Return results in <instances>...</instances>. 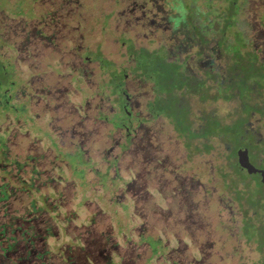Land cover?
<instances>
[{"label":"rangeland","instance_id":"374dc122","mask_svg":"<svg viewBox=\"0 0 264 264\" xmlns=\"http://www.w3.org/2000/svg\"><path fill=\"white\" fill-rule=\"evenodd\" d=\"M105 1L95 3V7L104 11ZM111 1L112 7H116L117 0ZM223 1L225 6L221 0H185L183 6L175 5L174 0H164L160 5L163 10L180 12L178 15L190 27L197 22L204 28L213 24L214 32L217 30L214 23L220 25L223 32L212 47L220 54L222 74L240 76L241 82L235 83V90L234 85L225 87L228 82L224 75L225 86L218 76L212 75L207 76L204 84L187 86L184 79L178 78L172 85L169 69L162 66L168 51L166 41H151L147 44L153 49L137 50L124 35L113 31L116 28L120 32L123 28L122 24L111 21L114 20L111 11L100 15L94 10L95 15L99 14L95 17L97 24L87 19L81 25L82 42L91 51L84 54L97 66L89 96L101 106L112 108L97 113L98 119L112 128L120 127L124 133L116 131L110 137L109 129L106 136L107 127L94 122L93 112H88L84 105L80 113L83 116L87 113L89 120L81 118V131L90 129L92 134L86 139L82 136L80 141L77 137L73 139L71 128L78 120L70 115L76 112L70 106L81 103L84 94L68 87L71 94L68 98L66 91L63 99L66 103L71 99L73 102L65 108L70 116L59 121L63 132L59 138H53L57 147L51 145L52 125L50 134L42 132L31 137L51 148L49 160L58 165L53 174L56 181L39 190L46 194L44 197L21 189H7L8 194H0V224L10 215L25 216V205L31 199L30 204L37 202L38 209L58 226L51 238L58 242L54 246L49 242L51 249L59 252L63 245L75 247L79 243L77 249L65 247V255L77 260V264L85 261L88 264H264V252L258 250L253 240L259 237L255 228L264 225V188L258 175H235L230 167V163L236 165L231 150L237 144L236 139L247 141L249 136L254 139V134L243 127L227 131L212 126L210 133L205 127L209 122L227 126L232 116L236 119L250 116L252 124L257 120L264 127V57L259 58L249 50L244 53L243 48H249V43L242 41L240 31L243 29L249 37L254 35L250 31L253 21L238 24L237 20L247 11L251 13L253 5L263 6L264 0ZM39 2L0 0V4L11 8L17 6L11 15L23 16L16 18L20 25L25 23L24 17L30 16V8ZM80 2L87 15L91 9L86 11L85 6L92 4V0ZM256 19L264 27L261 14ZM226 35L232 43L225 41ZM200 43L206 46L209 42L200 40ZM64 47L67 49L69 44L64 43ZM228 54L233 58L225 59ZM56 55L54 60L58 61ZM113 61L117 64L127 61L129 65L124 62L118 66ZM47 70L61 75L57 63L38 67L34 74ZM121 73L141 81L144 87L153 84L151 101H140L137 113L130 108ZM68 78L72 88L79 91L82 83L79 71H73ZM0 83H4L1 71ZM135 84L129 87L130 93L137 88ZM17 108L23 110L22 105ZM128 112H133V116L128 117ZM202 114L205 121H197ZM23 119L26 124L31 122L28 117ZM140 126L144 141L140 131L134 132ZM155 131L159 132L158 136L156 133L153 136ZM208 134L212 137L200 139ZM117 138L116 142L112 141ZM142 142L144 151L139 150ZM256 148L264 152V140L257 142ZM258 155L251 149L249 160L261 166ZM223 167L229 174L226 178L220 170ZM238 179L244 180L243 183L245 179L249 181L245 202L238 199L242 190L235 186Z\"/></svg>","mask_w":264,"mask_h":264},{"label":"flooded vegetation","instance_id":"af4514ba","mask_svg":"<svg viewBox=\"0 0 264 264\" xmlns=\"http://www.w3.org/2000/svg\"><path fill=\"white\" fill-rule=\"evenodd\" d=\"M162 1L164 0H117L116 7H112V1L106 0L103 7L107 11H103L101 10L102 8L99 10L95 7V3L99 2L92 0V4L85 6L86 11L91 9L86 15L82 10L83 4L80 0H40L39 3L34 4L30 8V16L24 17L25 23L23 25H20L18 19H16L17 16L23 17L20 13L11 15L12 11L17 7L16 5L11 8L8 4H0V71L4 78V83H0V194H8L9 191L7 189H24L22 191L27 192V187L33 186L34 189L29 188L28 192L32 189L31 194L46 196L39 190L48 188L49 183L53 184L56 181L53 174L58 165H55L54 160H49L50 153H52L51 148L47 145L45 146L41 140L36 141L31 137H37L42 132L50 134L52 131V136H50L51 145L57 147L53 138H59L63 132L59 126V121L73 115V118L78 121L71 128L72 138L77 137L78 141L82 140V136L84 137L83 139L88 138L92 131L90 129L89 131H81V118L89 120V117L87 113L84 116L81 115V106L85 105L88 112H93L92 119L94 122H101L102 125L107 127L105 134L109 129L111 131L110 137L116 131L124 133L120 127L112 128L107 122L98 119L97 113L110 111L112 108H109L106 104L101 106L99 102H96L95 98L89 96L91 95L90 92H92V78L96 73L97 66L89 56L84 54L85 52H91L88 46L82 42L81 25L87 19L90 23L97 24L96 15L111 11L114 15V20L111 21L122 24L123 28L120 32L116 28L113 31L117 32L116 34L124 35L137 50L153 49L151 45L147 44L151 41L158 42L160 39L166 41L168 43V51L163 56L162 66L163 69H169L167 74H170L169 79L173 78L174 82L172 85H175L178 78L184 79V84L187 86H192L193 83L198 84L199 82L204 84L207 76L212 75V77L218 76L221 79L222 86H225L222 76L224 75L228 82L225 87L231 88L234 85L233 89H236L235 83L239 81L240 76L222 74L224 67L222 68L220 54L218 50L214 51V46L212 47L216 43V37H219L223 32L220 25L217 22L214 23L217 24V30L214 32L212 30L213 24L210 28H204L197 22L193 27H190L180 18L178 15L180 12H174L175 9L163 10L160 5ZM184 2L185 0H174V4H177V6H183ZM221 2L224 5V1L221 0ZM100 6L102 7V4ZM35 10L38 12L35 13ZM94 10L99 12V14L96 13L95 15ZM221 10L224 11V9ZM260 14L264 18V5L255 4L251 13L247 11L237 20L239 21L238 24L246 20L253 21V28L250 31H253L254 35L249 37L243 29L240 31L242 41L249 43V48H243L244 53L249 50L255 52V56L263 58L264 27L256 19ZM83 27L85 28V26ZM200 40H205L210 44L203 46ZM225 41L227 43L233 42L227 35L225 36ZM64 43L69 44L67 49L64 47ZM98 52L100 53L99 50ZM244 53L239 52V54ZM53 55L59 56V60H54ZM228 55L225 56V59L233 58L232 54ZM119 57L121 56L119 55ZM124 62L129 65L127 61H121L118 64L114 63L120 66ZM55 63L60 68L61 75H55L52 72H48V70L40 75L34 74L38 67L43 68L45 65H53ZM73 71H79V78L82 81L79 91L72 88L68 78ZM121 74L123 86L130 97V108L134 113H137L140 101H151L153 84L147 83L144 87L141 81L129 78L126 73ZM24 76L26 77L22 83ZM133 82H136L137 88L130 93L129 87L133 85ZM68 87L84 94L81 103L70 106L75 108L76 111L70 115H68L65 108L66 104H71L73 100L71 99L66 103L63 99L66 91L68 98L71 94L67 90ZM259 99L262 100V97ZM50 104L52 105L50 106ZM19 105H22L23 110L17 108ZM133 112H128V117L133 116ZM174 112H176V107ZM24 117H28L31 122L29 124L23 122ZM231 119L232 122L227 126L218 123L217 128L228 131L234 130L236 127H243L249 133L254 134V139L249 136L247 141L236 139L237 144L235 146L231 144V150L232 152L234 151L235 156L234 163L236 164V171H233H235V175L238 173L258 175L259 182L264 188V184L260 181V174L258 172L248 173L246 169L238 165L236 156L237 149L246 148L249 158V151L252 149L255 154H259V159L263 165L264 152L261 153L263 149H255V144L260 140H264V135H262L264 127L257 120L252 124L249 121L251 119L250 116L246 118L240 116L238 119L232 116ZM197 121H205L203 114L200 119L197 118ZM205 127L208 130V123H205ZM136 131H140L141 140L144 141L145 135L142 134L141 126L134 132ZM155 133L158 136L159 132L155 131L153 136H155ZM181 136L184 137L183 134ZM200 139L207 140L208 136L203 137L202 135ZM117 140L118 138L112 139L113 142ZM78 141L76 144L82 146ZM72 143L74 144L75 141L73 140ZM139 150H145L143 142ZM252 165L264 170L262 165ZM220 170L224 178L229 175L224 167L220 168ZM50 173L53 176H49ZM243 181L238 179L235 182V186L242 189L238 199H242L245 202V189L248 188L249 181L246 179L245 183Z\"/></svg>","mask_w":264,"mask_h":264},{"label":"trees","instance_id":"16d2710c","mask_svg":"<svg viewBox=\"0 0 264 264\" xmlns=\"http://www.w3.org/2000/svg\"><path fill=\"white\" fill-rule=\"evenodd\" d=\"M212 126L217 128V124L209 122V133L213 129ZM207 136L212 137L209 134ZM208 148H212L211 144H208ZM230 167L236 171V165L230 163ZM27 188L28 191L29 188L34 189L33 186ZM32 189L30 192H25L31 194ZM30 203L31 199L25 205L23 212L25 216L10 215L9 219L0 224V264H77V260L65 255V247L77 249L79 243L75 247L63 245L59 252L51 249L48 243L54 246V243L58 242V240H51L54 238L53 229L58 226L53 224L48 214L38 209L37 202L32 203L33 206ZM255 229L259 237H254L253 240L258 250L263 253L264 225ZM74 238L80 241L79 237ZM4 243L6 245H3ZM85 262L88 264L87 261Z\"/></svg>","mask_w":264,"mask_h":264},{"label":"water","instance_id":"95a60500","mask_svg":"<svg viewBox=\"0 0 264 264\" xmlns=\"http://www.w3.org/2000/svg\"><path fill=\"white\" fill-rule=\"evenodd\" d=\"M237 156V163L240 167L247 170L248 173H259L260 174V181L264 184V170L256 168L252 165L249 161L247 149L246 148H239L236 151Z\"/></svg>","mask_w":264,"mask_h":264}]
</instances>
